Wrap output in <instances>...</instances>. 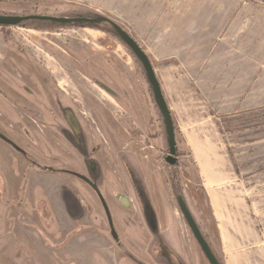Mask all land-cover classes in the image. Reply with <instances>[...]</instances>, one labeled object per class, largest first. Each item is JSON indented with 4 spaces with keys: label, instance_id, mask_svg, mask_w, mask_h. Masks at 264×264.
I'll return each instance as SVG.
<instances>
[{
    "label": "rangeland",
    "instance_id": "1",
    "mask_svg": "<svg viewBox=\"0 0 264 264\" xmlns=\"http://www.w3.org/2000/svg\"><path fill=\"white\" fill-rule=\"evenodd\" d=\"M0 15L105 12L0 0ZM78 26H0V264H209L177 198L220 264H264V51L226 52L235 92L162 77L186 143L171 165L139 62L109 25ZM69 110L73 140L63 135Z\"/></svg>",
    "mask_w": 264,
    "mask_h": 264
},
{
    "label": "crops",
    "instance_id": "2",
    "mask_svg": "<svg viewBox=\"0 0 264 264\" xmlns=\"http://www.w3.org/2000/svg\"><path fill=\"white\" fill-rule=\"evenodd\" d=\"M80 1L104 11L105 16H95L119 25L145 52L176 126L162 77L189 78L193 87L195 78H202L207 92H235L228 87L236 71L227 68L226 52L243 45L255 53L264 51V0ZM215 207L218 226L226 217ZM230 233L241 235L239 230Z\"/></svg>",
    "mask_w": 264,
    "mask_h": 264
},
{
    "label": "water",
    "instance_id": "3",
    "mask_svg": "<svg viewBox=\"0 0 264 264\" xmlns=\"http://www.w3.org/2000/svg\"><path fill=\"white\" fill-rule=\"evenodd\" d=\"M37 20V21H47L60 25H100L107 24L113 30L114 34H116L117 38L122 41L132 52L136 60L141 65L149 86L152 90L153 101L158 108L164 122L167 142H168V156L165 161L168 164L173 165L175 163V155H176V142H175V133L173 127V121L171 118V114L169 108L165 102V99L162 95L159 82L154 74L152 65L145 54V52L140 48V46L133 40V38L119 25L115 24L111 20L101 17H49V16H39V15H29V16H11V15H0V26H18L23 22ZM119 202L123 204L125 207H129V201L120 197ZM178 208L188 225L193 237L198 243L204 257L208 261L209 264H220L214 253L212 252L209 244L203 237L200 232L197 223L195 222L192 214L188 210L184 200L182 198H177Z\"/></svg>",
    "mask_w": 264,
    "mask_h": 264
},
{
    "label": "flooded vegetation",
    "instance_id": "4",
    "mask_svg": "<svg viewBox=\"0 0 264 264\" xmlns=\"http://www.w3.org/2000/svg\"><path fill=\"white\" fill-rule=\"evenodd\" d=\"M67 111V110H66ZM70 113H71V115L72 116H70V117H68L66 114H65V112H62V115H63V117H64V119L66 120V122L68 123V125L70 126V129L67 131V130H65V129H63V135H64V137L66 138V137H68V138H70V139H74V138H76L77 137V131L79 130V127L78 126H76L77 124H75L74 122H75V117H74V114H72V111L70 110ZM68 119V120H67ZM104 208V207H103ZM105 211L107 210V209H104ZM152 255H153V260L155 259V257H157L156 256V253H152ZM155 261H153V263H154Z\"/></svg>",
    "mask_w": 264,
    "mask_h": 264
},
{
    "label": "trees",
    "instance_id": "5",
    "mask_svg": "<svg viewBox=\"0 0 264 264\" xmlns=\"http://www.w3.org/2000/svg\"><path fill=\"white\" fill-rule=\"evenodd\" d=\"M80 26H83V25H79L78 27H80ZM156 106V105H155ZM157 108V107H156ZM158 109V108H157ZM70 111V110H69ZM171 114V113H170ZM171 118H172V115H171ZM172 121H173V127H174V133H175V142L177 143V144H186L182 139H180V138H177V136H178V133H179V130L177 129V126H176V124H175V122H174V120H173V118H172ZM185 146V145H184ZM183 151H184V153H183ZM177 152L179 153V150L177 149ZM178 153H177V155H178ZM182 155L183 156H185V159H189V161H190V159H192V158H190L191 157V153H190V150H187V149H183L182 150ZM181 154V153H180ZM179 154V155H180ZM67 174H69L70 175V173H67ZM66 174V175H67Z\"/></svg>",
    "mask_w": 264,
    "mask_h": 264
}]
</instances>
